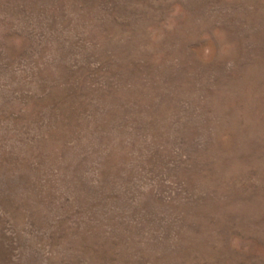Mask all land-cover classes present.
<instances>
[{"label": "rangeland", "instance_id": "1", "mask_svg": "<svg viewBox=\"0 0 264 264\" xmlns=\"http://www.w3.org/2000/svg\"><path fill=\"white\" fill-rule=\"evenodd\" d=\"M0 264H264V0H0Z\"/></svg>", "mask_w": 264, "mask_h": 264}]
</instances>
